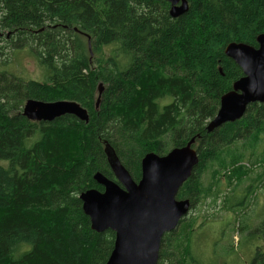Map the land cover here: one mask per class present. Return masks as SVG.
I'll return each instance as SVG.
<instances>
[{
  "label": "trees",
  "instance_id": "16d2710c",
  "mask_svg": "<svg viewBox=\"0 0 264 264\" xmlns=\"http://www.w3.org/2000/svg\"><path fill=\"white\" fill-rule=\"evenodd\" d=\"M187 1L171 17L165 0H0V264L105 263L114 232L92 230L79 198L102 189L95 172L113 179L105 143L137 181L144 154L163 155L197 135L198 161L175 196L191 207L207 168L210 183L223 172L231 185L249 172L243 167L261 163L264 103L211 131L205 125L242 75L224 47L257 45L264 0ZM21 52L43 80L10 71ZM27 99L75 100L89 119L32 121L22 113ZM176 232L162 236L156 264L197 263L189 237ZM250 264H264L262 254Z\"/></svg>",
  "mask_w": 264,
  "mask_h": 264
},
{
  "label": "water",
  "instance_id": "95a60500",
  "mask_svg": "<svg viewBox=\"0 0 264 264\" xmlns=\"http://www.w3.org/2000/svg\"><path fill=\"white\" fill-rule=\"evenodd\" d=\"M166 1L172 17L188 10L187 0ZM256 43L253 46L230 42L226 46L225 54L243 74L221 95L207 131L239 119L249 103L264 101V31L257 35ZM102 91L100 83L95 106ZM65 113L74 114L84 122L89 119L87 110L74 100L28 99L23 106V114L32 121H50ZM193 141L194 137L163 157L147 153L140 161L141 174L137 182L105 143L104 151L115 180L97 171L94 179L103 189L90 188L79 194L82 210L89 216L92 228L100 231L110 227L116 231V241L105 264H156L160 237L171 231L187 211L188 200L175 201L174 195L197 162Z\"/></svg>",
  "mask_w": 264,
  "mask_h": 264
},
{
  "label": "rangeland",
  "instance_id": "374dc122",
  "mask_svg": "<svg viewBox=\"0 0 264 264\" xmlns=\"http://www.w3.org/2000/svg\"><path fill=\"white\" fill-rule=\"evenodd\" d=\"M88 53L91 57L94 55L91 47ZM11 58L9 69L15 75L43 80L40 67L27 53L21 52ZM258 148L260 152L263 146ZM243 156L247 157V151ZM243 168L249 172L231 185L223 172L210 183L214 168H207L202 180L205 191L183 215L180 227V223L176 227V235L189 237L196 264H250L255 252L262 254L264 261V158L255 167ZM253 182L255 187H249ZM231 197L233 201L239 200L237 207L230 205ZM249 231L252 237L246 236Z\"/></svg>",
  "mask_w": 264,
  "mask_h": 264
},
{
  "label": "bare ground",
  "instance_id": "6f19581e",
  "mask_svg": "<svg viewBox=\"0 0 264 264\" xmlns=\"http://www.w3.org/2000/svg\"><path fill=\"white\" fill-rule=\"evenodd\" d=\"M166 1V0H165ZM168 2V1H167ZM169 3V2H168ZM169 7H170V4H169ZM168 11H169V8H168ZM168 14H169V12H168ZM170 15V14H169ZM171 16V15H170ZM172 17V16H171ZM260 34V33H259ZM230 43V42H229ZM229 43H227V45L229 44ZM226 45V46H227ZM226 46L224 47V54H225V48H226ZM226 55V54H225ZM227 56V55H226ZM227 57H229V56H227ZM230 58V57H229ZM237 65V64H236ZM239 67V66H238ZM243 74V73H242ZM101 82H99L98 84H100ZM102 84V83H101ZM225 92H227V91H225ZM224 92V93H225ZM224 93H222V94H224ZM221 94V95H222ZM221 95H220V97H221ZM98 97V96H97ZM220 97H219V101H220ZM100 98V97H99ZM97 99V98H96ZM28 100V99H27ZM35 100H37V99H35ZM61 100H67V99H61ZM42 101H44V100H42ZM55 101H58V100H55ZM75 101V100H74ZM26 102V101H25ZM77 102V101H76ZM96 102V101H95ZM255 102H258V103H264V101L263 102H259V101H255ZM78 103V102H77ZM251 103H254V102H251ZM251 103H249V104H251ZM25 104V103H24ZM79 104V103H78ZM80 105V104H79ZM24 106V105H23ZM81 106V105H80ZM82 107V106H81ZM95 107H97V106H95ZM218 107H219V105H218ZM22 113H23V108H22ZM65 114H70V113H65ZM63 115V114H62ZM71 115H73V116H75L74 114H71ZM26 117V116H25ZM76 117V116H75ZM208 122H209V120H208ZM208 122L206 123V125H205V128H206V126H207V124H208ZM207 130V129H206ZM194 137V141H193V143L195 142V140H196V138L198 137L197 135L196 136H192L191 138H193ZM190 138V139H191ZM189 139V140H190ZM188 140V141H189ZM187 141V142H188ZM174 148V147H173ZM173 148H170L166 153H164L163 155H158V154H156L155 152H153V151H151L152 153H154L155 155H157L158 157H163V156H166L168 153H169V151L171 150V149H173ZM148 153H150V152H148ZM147 154V153H146ZM146 154H144L143 155V157L146 155ZM107 156V155H106ZM142 157V158H143ZM141 158V159H142ZM107 160H108V158H107ZM119 161V160H118ZM141 161V160H140ZM197 161H198V154H197ZM120 162V161H119ZM108 163H109V161H108ZM197 163V162H196ZM195 163V164H196ZM121 164V163H120ZM122 165V164H121ZM109 166H110V163H109ZM123 166V165H122ZM124 167V166H123ZM141 167V166H140ZM110 169H111V166H110ZM111 171H112V169H111ZM96 173V172H95ZM94 173V174H95ZM112 173H113V171H112ZM191 173V172H190ZM94 174H93V179H94ZM140 174H141V169H140ZM114 176V175H113ZM189 176H190V174H189ZM188 176V177H189ZM187 177V178H188ZM108 178V177H107ZM140 178V177H139ZM186 178V179H187ZM110 179V178H109ZM185 179V180H186ZM111 180H115V177H114V179H111ZM139 180V179H138ZM94 181L96 182V180L94 179ZM137 182V181H136ZM97 183V182H96ZM97 184H99V183H97ZM183 184V183H182ZM100 185V184H99ZM121 188H123L122 186H121ZM103 189V188H102ZM85 191V190H84ZM178 191V190H177ZM81 193V192H80ZM177 193V192H176ZM176 193H175V195H176ZM175 195H174V200L175 201H183V200H188L187 198H184V199H177L176 197H175ZM81 204H82V202H81ZM82 206V205H81ZM189 207H190V203H189V200H188V207H187V211L185 212V213H183L181 216H180V218L178 219V221L176 222V224L173 226V228L171 229V231L173 230V229H175L176 227H177V225H178V223H179V221L181 220V219H183L184 218V216L183 215H185L187 212H188V210H189ZM88 216V215H87ZM88 219H89V224H90V228L92 229V230H94V231H96V232H102V231H104V230H107V229H109V230H111V231H113L114 232V241H113V247H114V244H115V241H116V231L114 230V229H112V228H110V227H108V228H105V229H103V230H96V229H94V228H92V223H91V220H90V218H89V216H88ZM169 232V231H168ZM165 233H167V232H165ZM164 233V234H165ZM163 234V235H164ZM162 235V236H163ZM162 236L160 237V239H159V245H160V240H161V238H162ZM113 247H112V249H113ZM158 250H159V248H158ZM112 251V250H111ZM111 253V252H110ZM110 255V254H109ZM109 255H108V257H109ZM108 259V258H107ZM157 260H158V258H157ZM107 261V260H106ZM106 261H105V263H106ZM157 262V261H156ZM104 263V264H105Z\"/></svg>",
  "mask_w": 264,
  "mask_h": 264
},
{
  "label": "flooded vegetation",
  "instance_id": "af4514ba",
  "mask_svg": "<svg viewBox=\"0 0 264 264\" xmlns=\"http://www.w3.org/2000/svg\"><path fill=\"white\" fill-rule=\"evenodd\" d=\"M188 2V1H187Z\"/></svg>",
  "mask_w": 264,
  "mask_h": 264
}]
</instances>
